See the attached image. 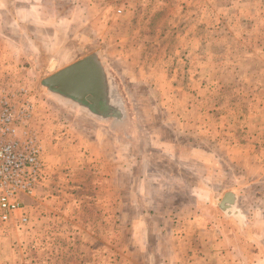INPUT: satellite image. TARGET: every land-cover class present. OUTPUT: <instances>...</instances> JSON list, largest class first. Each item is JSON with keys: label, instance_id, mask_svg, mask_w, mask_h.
<instances>
[{"label": "rangeland", "instance_id": "1", "mask_svg": "<svg viewBox=\"0 0 264 264\" xmlns=\"http://www.w3.org/2000/svg\"><path fill=\"white\" fill-rule=\"evenodd\" d=\"M90 54L107 76L108 117L42 84ZM20 88L44 173L24 199L27 224L0 225V264H140L146 224L196 211L217 222L243 215L242 230L230 223L224 235L264 264V0H0V94L14 107ZM142 161L160 194H127L138 192ZM223 191L234 194L224 211ZM122 200L134 204L123 211Z\"/></svg>", "mask_w": 264, "mask_h": 264}, {"label": "crops", "instance_id": "2", "mask_svg": "<svg viewBox=\"0 0 264 264\" xmlns=\"http://www.w3.org/2000/svg\"><path fill=\"white\" fill-rule=\"evenodd\" d=\"M207 160H209V158L206 159L205 161ZM170 162H173V160L170 159ZM130 163L131 161L126 166L128 168L124 169L127 172L124 173V178L125 177L127 178V174L130 173V170L132 169ZM146 163H147L146 161H142L138 166L139 189L137 193L136 192L132 193L130 190L127 193L130 196L131 194H136L137 196L143 195L147 185H150L151 188H149V191L146 190V194H152V195L160 194V191L156 192L157 191V188L155 187L156 181L148 177L149 175L152 174V171L148 172L149 170L147 168ZM175 163H176V168L178 169V164L180 165V161L177 159ZM204 164H206V162H204ZM204 164H203V168H204ZM204 169L207 170L206 167ZM130 175L131 173L129 174V176ZM207 179L210 180V178L208 177ZM186 194L191 197L194 196L195 189L194 188L189 189V192H187ZM209 194L211 195L212 193L208 192V195ZM222 194L225 195V191H223ZM114 195L115 193L111 192V190L110 192L108 190L106 193L108 199H106L107 205H106L105 221L107 223V226L110 228H111V222L112 225L114 226V218H113L115 214ZM109 196H112V199L111 198L109 199ZM126 203L122 200L123 211H126L127 206L130 207L131 205L134 204V203L129 204L128 201ZM149 203L152 204V205L149 204V210L153 211L154 208L156 209L154 205L155 202L149 201ZM41 206L45 208V205L42 204ZM142 209H141L142 213L144 212L145 213L144 215H146L148 209L146 207H143ZM28 210L30 211V214L32 213L33 215H35V211L37 209L36 207H32L29 208ZM196 213L197 214L193 217V219H188V221L186 222L184 219V221H182L183 223L180 222V219L175 220L173 222L168 221L169 224L168 227L163 226V224L161 225L160 221H156V217L155 219H153L154 221L153 226L152 224L150 226V223L146 224V229L140 230V235L138 239L139 245L143 246L142 249L140 250L144 249V251H140L139 253L140 264H254V259L249 257L245 252H243V250L237 244L235 239H233L231 236H225L222 230L223 228L222 226H224L223 229H225V226L227 224L231 225L230 223H234L237 227H239V230H242L241 227L243 226L241 225H244L243 224L244 221H242L244 220L243 215H239L236 213L235 216H233L234 218H232L234 221L219 220L217 222V221H211L210 219L205 217L200 218L197 211ZM152 217L154 218V216ZM142 218H144V216ZM130 223L131 222H129V225ZM173 223L183 228L182 234L178 235L180 231H177L176 237H174L175 229ZM252 238L253 236L251 235L249 242L254 241ZM130 240H133L132 235L130 237ZM107 243H109L108 240ZM165 243H169L171 246H169L167 252L165 251V253H162V246Z\"/></svg>", "mask_w": 264, "mask_h": 264}, {"label": "built area", "instance_id": "3", "mask_svg": "<svg viewBox=\"0 0 264 264\" xmlns=\"http://www.w3.org/2000/svg\"><path fill=\"white\" fill-rule=\"evenodd\" d=\"M26 95L23 88L14 91L10 96L13 107L7 101L9 96L0 94V225L27 224L24 199L34 196L44 173L41 146L36 136L23 128L32 116L30 103H18L26 100Z\"/></svg>", "mask_w": 264, "mask_h": 264}, {"label": "water", "instance_id": "4", "mask_svg": "<svg viewBox=\"0 0 264 264\" xmlns=\"http://www.w3.org/2000/svg\"><path fill=\"white\" fill-rule=\"evenodd\" d=\"M54 68L55 64L52 63L50 71H53ZM42 84L53 95H60L65 101L83 103L86 107L85 110L92 115L93 113L101 115V113L94 109L98 105L105 107V95L108 92L109 83L104 66L96 54L87 55L52 73L42 81ZM107 109L105 107V111H108ZM233 204L234 194L227 193L218 206L224 211L228 210Z\"/></svg>", "mask_w": 264, "mask_h": 264}, {"label": "flooded vegetation", "instance_id": "5", "mask_svg": "<svg viewBox=\"0 0 264 264\" xmlns=\"http://www.w3.org/2000/svg\"><path fill=\"white\" fill-rule=\"evenodd\" d=\"M104 103H105V107L108 108L107 109L108 111H105V107L104 106H101V105H98L97 108H94V106L92 104H90V106L92 108L96 109L99 113H101V115H98L100 117H105V115H106V117L111 116L112 115V112L111 111H114V110H112V108H114V106H113V103H112V101L110 99V94L108 92L105 95V102ZM75 104H76L77 107H79L81 109H84L85 110V108H86L85 105H83V103L75 102ZM88 105H89V103H88ZM102 114H103V116H102ZM93 115H95V114L93 113Z\"/></svg>", "mask_w": 264, "mask_h": 264}]
</instances>
